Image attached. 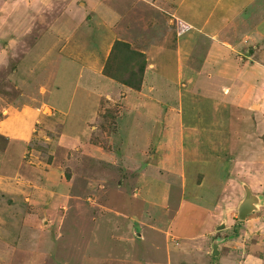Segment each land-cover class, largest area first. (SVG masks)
Instances as JSON below:
<instances>
[{
	"label": "rangeland",
	"instance_id": "obj_1",
	"mask_svg": "<svg viewBox=\"0 0 264 264\" xmlns=\"http://www.w3.org/2000/svg\"><path fill=\"white\" fill-rule=\"evenodd\" d=\"M162 4L167 8L169 6L163 0ZM99 10L101 11V9ZM40 15L45 16L47 22L44 19L38 22L46 25L51 24V31L45 29L40 42H32L31 51L27 55L23 53L24 55L18 56L20 53H14L13 58L7 59L8 63L18 66L26 72H28V66H30L28 69L32 72L35 71V68L37 69V67L32 66V63L38 58L39 53L50 44L47 38L54 37L55 25L59 24L58 21L64 20L63 22H65L67 19V15L60 14H54L57 16L53 18L54 15L49 11ZM80 15L81 13L79 15L76 13L77 17H80ZM95 15V20L102 18L99 11L95 12ZM36 17L40 20L38 14H36ZM89 23H92L91 25L97 23L99 30L92 29L88 31L87 25L84 24L76 34L74 32L77 31L76 27H72L73 30H67L64 25L60 26L63 27L62 33L65 36L59 50L61 48L64 54L66 52L65 57L69 60L68 63L72 65L68 68L70 69L68 79L62 78V73L58 72L61 79H54L58 84L55 87L54 82L51 83L53 89L47 88L45 90L43 88L45 93L40 94L38 87L36 90L32 89L33 91L28 95L27 87L24 86L25 89L21 91H24L25 94L21 96V91L18 90L20 87L19 81L7 69L0 70V264H123L125 260L120 261L121 259H128L131 263H135L134 259H136V263L139 261L140 264H146V256L149 259L152 257L147 252L149 249L145 251L144 247L150 244L154 236L149 232L148 240L134 242L130 233L120 235L118 232L121 228L120 222H115L112 213L106 209L107 200L116 202L120 199L124 208L134 206L135 209H143L144 215H146L145 213L151 214L152 209L149 204L142 207L141 201L143 198L132 197L135 182H138L139 186L144 185V188H147L146 193L150 189L148 185L157 186L155 191L158 193L159 199H168L166 201L169 203L167 212L163 213L161 208L158 213H153L152 218L147 217L152 222H148L149 226H146L150 227L152 224L158 227L157 237L160 242L158 245L162 253H159L157 257L161 258L160 260L163 261L164 259V247L170 244L173 246L171 249L179 250L172 258L175 264H251L246 262L248 261L247 257L250 256V254L247 255L249 252L256 253L254 255L260 257L255 264H264V235L262 230L261 234H258L260 233L259 228H261L256 226L258 218L252 212L247 214L243 220H240L237 218L236 211L238 210L236 203L242 201V195L244 194V185H240L243 180L236 179L239 177L237 167L239 171L242 170L241 173L246 177L249 164L255 168L259 167L260 170L264 169L263 158L256 161L257 166V164L252 165L253 162L250 161L244 162V158L238 157L237 152L234 153L233 151V155H231L229 153L231 152L230 137L224 136L226 140H222L223 133L218 134L215 132L220 129L225 132L230 131H227L229 117L238 120L235 110L238 111L239 109L238 101L241 100L240 104H243L242 99L239 98L242 93L241 80L234 78V73L231 71L225 79L217 78L214 75L210 78L197 76L192 70H186L189 65L187 59L184 58L182 64L184 75L189 73L195 76H192L191 92L209 95L215 91V93H212L216 95L215 98L222 97L223 100H230L231 104H235L236 107L231 110L230 103L228 106L225 103H219L220 105L216 104V108H213L214 112H211L212 109L208 111V106L203 111H196L198 105H193L194 101L192 99L194 97L191 95L188 97L191 98V102L188 100L185 104L188 105L186 112H184L185 126L182 124V128L175 130L178 128V124L172 122L173 117L170 116L168 121L161 123L164 127L160 124L152 127L151 124L154 118H160L161 113L164 112L154 111L156 102H160L161 98L153 92H147L146 95L134 91L137 96L135 99V102H138L137 109L135 108V111H131L128 115H122V124L129 121L127 125H124V128H121L125 140L123 143L120 138L116 139L119 147V142L122 141L121 143H123V154L133 152L134 158L131 159L126 156L119 158L116 165L112 163L113 160H110L107 166L94 161L90 162L87 160L85 153H80L83 149L82 143L71 146V143L68 142L69 134H78L83 141L88 139V136L85 135L87 128L83 131L78 125L80 121L83 122L90 117V109L94 105L92 101L96 99L89 92L84 95L77 93L82 84L85 86L83 82L88 77L87 74L92 72V70L90 72L86 69V64H90L87 61V55L85 56L86 51L82 50L85 47L84 44H86L84 43V34H87V32L90 35L92 34L88 41L92 38V43L97 42L99 39L96 35L101 32L100 28L104 22L90 21ZM108 33L110 34L111 31ZM184 36L186 34L180 35V44ZM192 37L196 38L194 35ZM2 43L3 41L0 40V45L4 47ZM4 43L6 42L4 41ZM91 49L103 52L101 58H104L109 46H102L100 42L98 48L93 46ZM169 50L171 49L163 48L162 51H159L157 69L172 75L174 66L168 62V58L173 59V55L170 54ZM186 50H191V47ZM61 51L59 52L61 53ZM121 51L122 56L123 53L126 54L127 61L125 64L120 61L115 62L112 67L121 74V80L126 81V83H134L137 90L144 91H148V86L152 83L158 82V70L152 71V69H149L146 74L144 73L143 57L137 56L136 53L133 54L131 51H126L124 47H121ZM96 66L98 67L100 64H96ZM26 72L24 73L26 74ZM100 76H98V86L95 83L97 90L94 92L102 96L100 111L91 113V117H94V119L91 118L89 122L95 127H88L87 129L90 130L89 137L91 140L105 138L106 135H109L108 131L112 122L114 123L113 127H116V120L114 119L117 111L111 104L105 107L106 103L114 102L121 105V102L118 101L119 98L115 100L110 95L112 90H115L114 82L107 78L104 80L105 77ZM117 80L114 81L117 82ZM38 81L40 80L36 79V82ZM221 85H226L229 88L227 95H223L221 92ZM66 87H68L67 91L65 90ZM125 88L127 89V87H121V89ZM50 90L52 91L48 94ZM128 91L124 90L123 92L127 94ZM105 94L107 98H104ZM123 97L124 95L120 99ZM198 101L205 104L209 103L207 99ZM59 102L61 103L60 106L64 105L66 109L67 115L65 117L67 119L63 117L58 120L60 114H55L58 110L55 105L58 106ZM11 103H14L15 107L28 106L32 108L35 106L34 108L37 109L43 108L42 115H44L43 117L38 116L40 120L35 126H32L33 131L28 133L31 117L29 119L28 115H23L24 117L22 115H12L16 108L13 109ZM246 110L248 111V108L245 110L242 108L238 112L242 115ZM210 112L221 118L222 126L210 124L212 122L210 121ZM197 113L200 120L195 121L193 114ZM69 116H77L76 120L72 119V126ZM131 116L134 117L131 118ZM107 117H109L111 123ZM242 121L243 119H241ZM113 131L118 133V129ZM172 134L180 137L182 144L185 140L182 151H179L180 153L184 152V157H186L181 168L179 167L177 143L168 138ZM142 136L145 138V142L142 141ZM202 137L204 138L202 139ZM162 138L166 141L165 145L167 143L171 145L170 151L165 152V145L162 144L158 148V142ZM238 139L234 138V146L237 145ZM221 145L229 146V148L220 150ZM202 146H204L203 150L201 149ZM141 150L144 154L152 151L151 154L148 153L146 156L149 158L153 156V162H158L163 170L168 171L156 172L152 170L151 175L159 178V186L155 181L156 178L153 179V182L150 178L148 180L150 182L146 183L144 175L137 173L147 166V162L151 161L150 159L149 161L144 159L146 156L140 153ZM220 157H223L220 163L214 162ZM205 160H208V162L204 163ZM232 161L234 166L229 167V163ZM87 165L88 168L85 169ZM178 168L180 169L178 170ZM141 171L143 172V170ZM199 179L202 181L201 186L198 184ZM119 182L125 186L122 192L115 190ZM231 184H235L239 190L234 192L235 186L230 190ZM24 189H27V191ZM220 191L223 195V205L233 208H221L218 213L219 223H213L210 226L208 224L209 231L206 228L202 230V221H204L202 214L206 210L203 207L204 212H202L199 205L213 207L220 198ZM263 193L264 186L260 194L261 198ZM105 196L109 198L106 200ZM142 197H144L143 192ZM180 201L184 203L181 205L180 212H177L178 216H176L177 219L174 222V229L170 228L171 231H168L170 225L168 228L167 225L173 220ZM19 203L22 204V207L24 206V213L21 214L20 211V215ZM109 208L112 210V206ZM257 208H260V205H257ZM178 223L182 225V228L183 226L187 227L185 228L186 231L183 230L185 231L184 237L179 236L177 233ZM221 224H223V227L217 228ZM146 226H142V229H148ZM168 233L169 237L166 236V240L165 234L168 235ZM96 235H98L97 238ZM172 236L176 238L174 239ZM213 243L216 244V254L212 253ZM256 256L253 257L256 258ZM110 258H114V260L111 261Z\"/></svg>",
	"mask_w": 264,
	"mask_h": 264
},
{
	"label": "crops",
	"instance_id": "obj_2",
	"mask_svg": "<svg viewBox=\"0 0 264 264\" xmlns=\"http://www.w3.org/2000/svg\"><path fill=\"white\" fill-rule=\"evenodd\" d=\"M163 1H165L167 5H169V9L167 8V6H164L162 4V0H58L57 3L56 0H2L0 1V40L3 41L2 44L4 45V47L0 45V70L7 69V71H10L11 75H13L20 83V87L18 88L19 91L24 90L25 86L27 87L26 90L28 91L29 95V93L39 87V93H45L43 91V88L45 90L47 88L53 89V84L51 83L54 82L55 87L57 86L58 82L56 80L54 81V79H61V77L58 76V72H61L62 78L65 79H68V75L70 74V69L68 68H70L72 64L70 65V63H68L69 60L65 57L66 52L64 54V51H61V48L59 50V46L63 44L65 36L62 33L63 27L60 26L64 25L67 30H73L72 27H76L77 31L74 32L77 34L78 30L84 24L87 25L88 31L92 29L99 30L97 23H93V25H91L92 23L89 22L103 21L104 23L100 28L101 32H98L96 35L99 39L97 42L92 43V38L88 41V38L91 37L92 34L90 35L88 32L87 34H84V43L86 44H84L85 47H83L82 50L86 51L85 56L87 55V61L92 66L91 67L90 65L86 64V69L89 71L92 70V72L90 71L91 73L87 74L88 77L85 78V81L83 82L85 86L82 84L79 92L77 93H80L81 95H84L87 92L93 94L96 99L92 101L94 102V105L92 109H90L91 113L100 111L102 96H99L94 92L97 90L96 87L99 84L98 76L101 77L100 75H102L105 77L104 80H106L107 78L114 82L115 90H112V93L110 95L115 100L119 98L118 101L121 102V105L114 103L110 98H108L113 103L108 102L106 103L105 107L110 104L115 107L117 111L116 117L114 119L116 120V127H113L114 123L112 122V125L108 131L109 135H106L105 138H94L93 140H91V138L89 137L90 130H87L88 127H95L92 125V123L89 122V120H91L92 118L91 113H89V119L87 118L83 122L80 121L78 125L80 126L79 128L83 131L87 128L85 135L88 136V139L86 141L81 140L82 138L79 137L77 133V135L69 134L68 142L71 143V146H74L73 144L76 145L77 143H82L83 149L80 151V153H85L88 161L98 162L102 165L105 164L107 166V164L110 163V160H113L112 163L116 165L117 159L119 158H124L125 156L131 159L134 158L133 152H125L123 154L122 146L125 139L123 138L121 131V128H124V125H127L129 123L128 121L125 122V124L124 122L122 124V115H128L131 111H135V108L138 104L137 101L135 102L137 96L134 91H139L140 93H144L146 95L148 94L147 92H153L156 96H159V98H161L160 102H156V108L154 111L164 112L161 113L160 118H154V121L151 124L152 127H156V125L158 124L163 126L161 123L168 121L170 119V116L173 117L172 122L178 124V128L175 130H179L180 128H182V124L185 126L183 120L185 118L184 112H186V108L188 107V105L185 104L186 102H188V100L191 102V98H188L191 95H193L194 97L192 99V101H194L193 105H198V109H196V111H203L206 106H208L207 110L209 111L210 109H212L211 112H214L213 108H216V104L225 103L226 106H228L229 103L231 104L230 100H223L222 97H219V99L215 98L216 95L212 94L215 93V91L211 92L209 95L201 94L199 92H191V80H193L192 76L194 75L189 73L188 75H184L185 72L182 68V64L184 62L183 59L186 58L187 64L189 65L186 70H192V72H195V75L197 76H205L207 78H210L212 77V75H214L217 78L225 79L227 77V74H229V71H231L232 73H234V78H239L241 80L242 93L239 98L242 99L244 105L240 104L241 100L240 102L238 101V111L242 108H244V110L248 108V111H244L241 115L240 112L235 110V115L238 120L229 117L227 131H230L225 132L224 130L220 129L215 132L218 134L223 133L222 140H226L224 136L230 137L229 146L231 152L229 153H231V155H233V151L234 153L237 152L238 157L244 158V162H253L252 165L257 164L256 161L259 158H263L262 161L264 163V0ZM99 9H101V11ZM46 11L51 12L53 15H67V19L65 22H63L64 20L58 21L59 24L55 25L56 32L54 37H51L49 39L47 38L50 44L46 49L39 53L38 58L32 63V66L37 67V69L39 70L35 68V71L32 72L28 69L30 67L28 66V72H26L20 67L13 66L12 64L8 63L7 59L11 57L13 58L14 53H20L18 56L24 54L27 55L31 51L30 46L32 42L39 43L42 35H44L42 33L45 29H49V32L51 31V24L46 25L38 22L42 21L43 19L44 21H46L45 16L40 15L44 14ZM98 11L100 12L102 18L95 20V12ZM76 13H78V15L79 13H81L80 17H77ZM36 14L40 16V20L37 19ZM21 15L22 17H20ZM56 16L54 15L53 18H55ZM31 21L32 23H30ZM109 31H111L110 34L108 33ZM181 34H186V36L182 38L180 44L179 39ZM192 35L196 36V38H193ZM115 40L127 43L129 48L126 51H134L132 52L133 54L141 53L142 55L137 54V56H144L143 59L145 74L149 71V69H152V71L158 70L157 68L159 57L157 55L159 51H162L163 48L171 49L169 50V52L173 55V59H169L168 56L167 58L168 62H170V64L174 66L172 68L173 74L168 75L165 72L158 70V82H154L149 85L148 91H144L141 89L137 90V88L133 87L132 85H126L124 82L117 80L113 76L107 74L104 70L106 60L110 55V51ZM4 41L6 43H4ZM100 42L102 43V46H109V50L105 53L104 58H101L103 52L91 49V47L93 46L98 48ZM188 47H191V50H186ZM58 50L61 51V53ZM1 52L4 53V55H2ZM161 54L164 55L163 52H161ZM63 57H65V59H63ZM96 64H100V66L97 67ZM190 65L196 67H192ZM196 69L198 70L196 71ZM24 72H26V74ZM36 79H39L40 81L36 82ZM114 80H117V82ZM148 81L149 80L147 78V82ZM95 83L97 84L96 87ZM103 85H105V83H103ZM123 86L127 87V89H121V87ZM82 87L85 88L82 89ZM220 87L223 95H227V93H229V88L226 85H221ZM76 88L73 89L75 90ZM67 89L68 87L65 88L66 91ZM124 90L129 91L127 92V94H124ZM51 91L52 90H50L48 94H50ZM23 94H25V92L21 91V96H23ZM123 95L124 97L120 99ZM105 97L106 94L104 98ZM201 99H207L209 103L205 104L202 101H198ZM11 104H13V109L16 108V111H14L12 115H22V117H24L23 115H28L29 119L31 117L29 122L30 125L28 127V133L30 131H33L32 126H35V124L40 120L38 116L41 115V117H43L44 115H42L43 108L37 109L34 108L35 106H33L32 108L28 106L15 107L14 103ZM60 104L61 103L59 102L58 106L55 105L58 109L55 114H60L58 120H61L60 118L63 117L66 118L65 116L67 115L64 105L60 106ZM234 107H236L235 104H231L230 109L232 110ZM211 112L210 121L212 122L210 124L214 126H222L221 118L216 117ZM132 114L134 115V113ZM132 117L134 116H131V118ZM76 118L77 116H69L71 126L73 124L72 119L76 120ZM107 118L111 123L109 117ZM193 118L195 119V121L200 120V116L198 113L193 114ZM13 119H15V117H13ZM22 119L24 120V118ZM92 119H94V117ZM241 119H243L242 122ZM11 123H9V125H11ZM114 129H118V133L113 131ZM72 133H74V131H72ZM260 136H262L263 138H261ZM117 138H120V140L123 141V143H121L122 141L119 142L121 148L117 144ZM168 138L169 140H174L177 143V148L179 149L177 152L182 151V145L185 143V140L182 144V139L180 137H176L174 134H172V136ZM203 138L204 137H202V139ZM234 138L240 139V141L238 139L236 146H234ZM142 141L145 142L144 137ZM165 142L166 141L164 140V138H162L158 142V148L160 144L164 146ZM210 142L212 143V141ZM229 146L226 147L221 145L220 150H226L229 148ZM76 147L77 149H79L78 146ZM170 148L171 145L167 143L165 145V152L170 151ZM201 149L203 150L204 146H202ZM151 152L152 151L146 152V154H144L142 150L140 151V153L144 156H146L148 153L151 154ZM243 155L244 157H242ZM213 157H215V155H213ZM222 158L223 157H220L214 162L220 163ZM144 159L146 161L147 159L148 161L150 159L151 161L147 162V166L141 169L143 170V172L140 170L137 173H140V175H144L146 183L150 182L148 181L150 178L151 182H153V179L156 178L155 181L159 186V178L155 175H151L152 170H155L156 172L168 171L163 170L158 162H153V156H151L150 158L146 156ZM185 159L186 157H184V152H179L180 168ZM207 162L208 160H205L204 163ZM232 166H234L233 161L229 163V167ZM87 168L88 165L85 169ZM180 168H178V170ZM174 172H176V170H174ZM237 172H239V177L236 179L243 180L240 185H244V194L242 195V198L244 197L245 190L247 189L250 191V194L253 197L254 209L248 214L254 212V216L258 218L256 226L261 227L259 228L260 233L258 234H261L262 230V234L264 235V193L262 198L260 196L264 186V169L260 170L259 167L255 168L249 164V166H247L246 177H244V175L241 173L242 170L239 171L238 167ZM199 180L200 181L198 184L201 186L202 181L201 179ZM117 185L115 190L118 192H122L125 186L120 184V182ZM133 185L135 186L133 187L132 197L143 198V200L141 201V203L143 204L142 207L149 204L152 209L151 214L145 213L146 215H144L143 209H135L134 206L131 208H124L123 202H121L120 199L116 200V202L113 200H107V198H109L110 196L108 195L109 197H106L107 195L105 194L107 200L106 209H108V212L112 213L111 215L113 219H115V222L118 221L121 224V228L118 232L122 236L124 234L127 235L130 233V236L134 242L148 240L147 236L150 232L152 236H154V238L148 246L144 247V250L146 251L147 249H149V251L147 252L152 258L149 259L148 256H146V264H175V261L172 258L173 255L179 250L171 249L173 246L170 244L164 247L165 249L161 247L165 251L163 261L160 260L161 258L157 257L159 253H162L158 245L160 243L157 237L158 227L152 224L150 225V227H148V222L152 221H149L147 219V217L152 218L154 216L153 213H158L161 208L163 209V213L167 212L169 210V203L166 202L168 199H159V195L155 191V188L157 187L155 185L154 187L148 185L150 188L148 193L145 192L147 191V188H144V185L141 184L142 186H139L138 182H135ZM234 186L236 187V189H234V192L238 191L239 189L235 184L230 185V190H232ZM24 190L27 191V189ZM142 192L144 193V197H142ZM219 193L220 198L218 199L217 204H214L213 207H207V205H199L201 209L204 207L206 210V212L202 214L204 220L202 221V230L206 228L209 231L210 224L219 223L218 213L221 208H233L223 205V195L221 191ZM240 202L241 201H238V203H236V207H238ZM109 203L112 205H110ZM183 203V201H180L178 203V210L176 209V213L180 212L181 205ZM257 205H260V208H257ZM111 206L113 211L110 210L111 208H109ZM120 207H122L123 209H121ZM18 208L19 215L20 211L21 214H23L24 206L22 207V204L19 203ZM202 212H204L203 209ZM176 213L171 223L167 225V228L170 225L168 231L170 230V228L174 229V222L177 219L176 216H178V213ZM126 219L127 221L125 222ZM142 226H146L148 229H142ZM185 228L187 227L183 226L182 228V225L178 223L177 233L179 234V236L181 235L182 237H184V232L187 230H185ZM143 232L145 233V235ZM97 236L98 235H96V238ZM166 236L169 237V233L168 235L165 234V238ZM172 237L174 239L176 238L175 236ZM249 254L250 256L247 257V263L250 262L251 264H255L257 260L260 259L259 256L254 255L256 253L253 254L252 252H249L247 255ZM253 256H256V258ZM110 260L113 261L114 258H110ZM122 260H125L123 264L141 263L139 261L138 263H136V259H134L135 263L129 262L128 259H121L120 261Z\"/></svg>",
	"mask_w": 264,
	"mask_h": 264
},
{
	"label": "trees",
	"instance_id": "obj_3",
	"mask_svg": "<svg viewBox=\"0 0 264 264\" xmlns=\"http://www.w3.org/2000/svg\"><path fill=\"white\" fill-rule=\"evenodd\" d=\"M121 47H124L126 50H128V48H129L127 43L115 40L114 44L112 45L110 55L106 60V65L104 66V70L107 74L113 76L114 78L124 82L127 85H132L133 87L137 88L136 84L131 83V82L126 83V81L121 80V78H120L121 74H119V72H116V70L114 68H112L114 65L113 63H115V62L120 61L122 64H125V62L127 61L125 54H123V56H122V53H120V52H122ZM132 52H134V51H132ZM137 54L142 55L141 53H137ZM114 58H116V59H114ZM143 58H144V56H143Z\"/></svg>",
	"mask_w": 264,
	"mask_h": 264
},
{
	"label": "water",
	"instance_id": "obj_4",
	"mask_svg": "<svg viewBox=\"0 0 264 264\" xmlns=\"http://www.w3.org/2000/svg\"><path fill=\"white\" fill-rule=\"evenodd\" d=\"M254 209V204H253V197L250 194V191L247 189L245 190V195L242 199V201L240 202L239 206H238V210H237V218L240 220H243L246 215L251 212ZM223 227V224L219 225V227L217 228H221ZM212 253L216 254V244L213 243L212 244Z\"/></svg>",
	"mask_w": 264,
	"mask_h": 264
}]
</instances>
